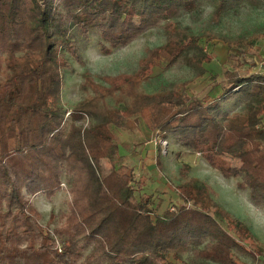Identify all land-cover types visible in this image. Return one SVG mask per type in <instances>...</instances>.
I'll list each match as a JSON object with an SVG mask.
<instances>
[{
    "label": "trees",
    "instance_id": "1",
    "mask_svg": "<svg viewBox=\"0 0 264 264\" xmlns=\"http://www.w3.org/2000/svg\"><path fill=\"white\" fill-rule=\"evenodd\" d=\"M203 1L214 6L215 23L232 7L264 2L0 0V264H264V243L215 201L210 185L190 175L189 164L180 169L176 201L162 211L146 178L122 161L140 157L143 144L127 149L118 130L144 123L155 134L160 172L158 141L174 138L225 178L236 177L264 210V74L227 70L216 97L145 90L158 65L206 74L211 56L179 23ZM152 28L163 30L164 44L147 49L130 74L97 82L84 73L80 87L88 96L67 118L66 54L84 65L76 37L97 36V48L109 55ZM238 99L239 110L225 109ZM99 160L114 168L103 175L94 165ZM63 184L71 202L50 231L33 198L51 200Z\"/></svg>",
    "mask_w": 264,
    "mask_h": 264
},
{
    "label": "rangeland",
    "instance_id": "2",
    "mask_svg": "<svg viewBox=\"0 0 264 264\" xmlns=\"http://www.w3.org/2000/svg\"><path fill=\"white\" fill-rule=\"evenodd\" d=\"M214 6L203 1L198 10L184 13L179 23L192 34L200 37V43L211 56L212 61L205 65L206 74L195 78L193 71L184 65L171 68L155 66L151 81L145 85L148 93H155L164 89H177L180 93L190 97H213L221 93L225 83V72L235 70L241 75L248 73L264 74V2L260 4L243 3L227 10L220 22L213 20ZM212 36L226 39L238 44L229 48L221 39H211ZM84 65L77 63L68 54L70 69L64 71L65 87L62 93V105L70 112L88 94L80 85L83 75L91 73L97 82L103 76H118L134 72L140 59L147 49L160 47L165 42L162 29L147 30L138 40L130 45L116 50L109 55H103L97 48V36L89 40L76 37ZM163 65V64H162ZM241 107V100H232L225 104V109L234 112ZM69 113L67 114V118ZM118 134L128 149L132 143L143 144L142 155L130 161L122 160L133 168L137 179L145 177L148 192H155L158 200L162 199V211L171 207V201H176L175 187L179 184V172L183 164L191 166L190 175L207 183L215 191V201L226 211L247 224L254 234L264 243V210L255 207L250 199H242L235 186L219 171L213 169L200 154L178 144L174 138L162 140L164 170L160 172L156 167L155 134L151 133L144 123L131 130L120 129ZM122 154H126L121 150ZM103 175H107L114 167L113 163L99 160L94 164ZM64 183H66L64 181ZM63 190L53 199H47L43 194L35 196L33 202L42 214L41 224L53 231L62 220V214L67 211L71 202L68 185H62ZM169 205V206H168ZM54 214L55 219L50 224L49 218ZM59 244V243H58ZM188 260L192 254L184 257ZM247 261V257H243ZM199 264H219L212 261H198Z\"/></svg>",
    "mask_w": 264,
    "mask_h": 264
},
{
    "label": "clouds",
    "instance_id": "3",
    "mask_svg": "<svg viewBox=\"0 0 264 264\" xmlns=\"http://www.w3.org/2000/svg\"><path fill=\"white\" fill-rule=\"evenodd\" d=\"M226 179H229L230 183H232L235 186L236 190L240 193V197L242 199H250L251 193L245 192L243 189L240 188L239 181L236 177H231Z\"/></svg>",
    "mask_w": 264,
    "mask_h": 264
},
{
    "label": "crops",
    "instance_id": "4",
    "mask_svg": "<svg viewBox=\"0 0 264 264\" xmlns=\"http://www.w3.org/2000/svg\"><path fill=\"white\" fill-rule=\"evenodd\" d=\"M254 232V231H253Z\"/></svg>",
    "mask_w": 264,
    "mask_h": 264
}]
</instances>
